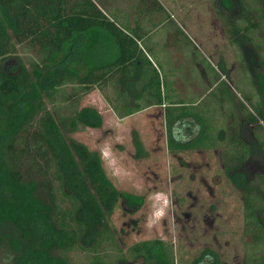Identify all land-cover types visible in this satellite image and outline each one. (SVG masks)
<instances>
[{"label":"trees","instance_id":"trees-1","mask_svg":"<svg viewBox=\"0 0 264 264\" xmlns=\"http://www.w3.org/2000/svg\"><path fill=\"white\" fill-rule=\"evenodd\" d=\"M137 1L146 6L143 17L151 12L171 19L156 0L152 3L155 7L147 6L148 0ZM236 1L238 14H228L233 12L232 0H222L218 6L219 11H224L221 16L227 37L241 56L243 42L257 46L264 64V42H257L258 29L264 25V0ZM102 4L101 0H0V99L19 98L17 109L8 114L11 129L0 133V249L8 264H58L59 258L70 264L68 256L59 252L66 230L72 232L76 245L91 254L103 252L110 256L113 250L119 251L113 236H109L113 204L119 197L143 204V196L116 188L105 174L97 151L68 137L80 125H103V115L97 108H79L82 97L94 85L112 88L121 117L143 110L150 102L171 101L170 95L162 92V79L151 59L134 37L110 21L102 9L106 5ZM92 27L103 31L99 45L81 52L78 48L83 43L79 38ZM18 46L24 52H34L35 58L25 60L17 55ZM67 46L76 47L78 57L86 59L85 73L73 72L67 65L62 69L50 67L48 61ZM72 54L67 53V58ZM13 56L14 63L10 61ZM203 58L205 66L218 75ZM138 61L145 62V67L136 79ZM29 63L40 70L37 80V71L31 70ZM135 79L145 85L141 90L126 92L123 84ZM45 98L52 109H48ZM246 98L253 100L254 111L243 105L241 112L247 123L255 125L253 132L264 154V127L258 119L264 121L263 101L257 93L255 97L246 93ZM175 100L183 103L179 95ZM26 105L30 107L25 109ZM170 109L169 124L181 108ZM3 113L0 107V118ZM199 119L203 121L201 132L189 148L218 147V140L205 136L208 126L201 115ZM237 124L233 123L229 131L232 143L226 152L227 159L241 164L253 148ZM228 171H233L232 167ZM260 177V181L256 178L240 186L244 230L251 238L246 242L243 264H264V175ZM232 180L236 177L232 176ZM156 245L138 244L134 252L143 254L148 264H175L174 246L162 241H156Z\"/></svg>","mask_w":264,"mask_h":264},{"label":"rangeland","instance_id":"rangeland-1","mask_svg":"<svg viewBox=\"0 0 264 264\" xmlns=\"http://www.w3.org/2000/svg\"><path fill=\"white\" fill-rule=\"evenodd\" d=\"M148 1L153 3L152 0ZM156 1L175 15L200 47V51L193 47L196 55L205 57L218 74L211 71V77L217 81V85L212 83L214 89L205 91L202 98L199 87L193 81L189 85L178 79L176 81L181 97L194 93L198 95L192 101L182 99L187 106L179 110L201 115L208 126L205 136L210 135V138L218 140L219 146L212 149L189 148L191 141L182 140L186 139L184 133L187 131L188 135L193 136L195 133L185 131L187 126L184 123L177 127L182 134L172 129L177 140L173 143V133L167 123L169 102L121 117L116 108L119 104L116 97H112L111 89L104 84L94 85L82 97L79 108H97L103 115V125H80L78 130L68 133V137L98 152L105 174L117 189L141 195L144 201L139 209L129 206L124 197H119L113 204L109 236H113L119 251L113 250L110 256L103 252L91 254L76 245L74 235L66 230L61 241L63 249L59 252L68 256L70 264H148L145 256L137 255L134 248L142 243L155 246L156 241H162L174 246L175 264H243L246 242L251 238L244 230V198L240 186L256 178L260 181V176L264 175V154L254 138L255 125L246 122L241 107L245 105L249 111H254L253 100L247 101L246 93L254 94V97L257 93L263 101L264 114L262 51L257 46L243 42L241 46L244 54L241 56L239 48L230 43L221 16L224 11L218 8L222 0ZM232 1L233 12L228 14H238L237 1ZM128 2L139 3L136 0ZM150 13L144 14V19L156 18L155 13ZM162 30L165 31L164 27ZM257 37V42H264V25L259 27ZM262 49L264 53V44ZM71 52L73 54L67 58V53L70 55ZM17 55L25 60L35 58L34 52H24L20 46ZM151 55L152 58L157 56ZM180 55H175L177 67L181 59H185ZM15 60L14 56L10 59L12 63ZM161 62L158 63L160 66L171 69V59ZM48 64L61 69L67 65L68 69L80 74L85 73L87 67V61L78 57L76 47L72 49L69 46L67 50L54 55ZM28 65L31 70L37 71L34 74L37 80L40 70L30 63ZM200 68L202 70V67H198L197 73L193 74L204 80L206 87L211 88L206 72L201 78ZM186 87L190 89L189 93L185 91ZM252 90L256 92L252 93ZM18 100L0 99V107L5 111L0 118V133L11 129L8 114L17 109ZM45 102L48 109H52L47 98ZM29 107L26 105L25 109ZM260 118L259 122L264 127V121ZM237 121L241 122L240 125ZM200 122L202 124L203 121ZM233 123L238 125L239 131L253 147L252 154L241 164L227 159L226 150L232 143L229 131L233 130ZM228 167H232L233 171L229 172ZM232 176L236 180H232ZM35 178L39 180L38 176ZM3 256L0 249V264H8ZM57 260L58 264H64L61 258Z\"/></svg>","mask_w":264,"mask_h":264},{"label":"crops","instance_id":"crops-1","mask_svg":"<svg viewBox=\"0 0 264 264\" xmlns=\"http://www.w3.org/2000/svg\"><path fill=\"white\" fill-rule=\"evenodd\" d=\"M102 6L104 4L106 5V9L101 8L105 11V13L110 18V21H113L117 28L124 31L127 35H130L134 37L135 40H137L139 46L146 52L148 57L153 62L154 66L158 69L160 73V77L162 79V92L165 94L170 95L171 101H168L166 99L163 100V103L156 104L154 102H150L149 106H160L164 105L166 102H169V109L170 107L176 106V107H184L187 105H184L183 103H180V101L175 100L178 95L179 98L190 100L193 97L197 98L198 96L196 93L194 94H188L185 98L181 97V93L179 88L177 87V79L184 82V84L189 85L190 82L196 83V86L199 87V95L200 98H202L205 91L213 90L215 85H217V81L214 82V79L211 77V70H209L208 66L206 67L204 64V59L200 58L201 55H196V52L193 50L194 46H198L195 39L184 29V26L174 17L175 15L169 11V9L163 5L165 11L170 15L171 19L166 18L164 15L156 14V18L149 17V20L144 19L143 15H141L142 12H144V8L146 6L144 4H129L128 0H101ZM137 1V0H136ZM153 1V0H152ZM100 3V2H99ZM149 7H153L154 5L150 2V5H147ZM155 7V6H154ZM158 18V19H157ZM164 27L165 31H161V28ZM181 28L183 32L186 34V36L191 40L187 39L184 34L181 33L179 30ZM161 32V33H160ZM163 32V33H162ZM103 35V31L100 30L98 27H92L90 30H87L85 33L81 34L80 40L83 45H79V50L82 52L87 48L95 49L96 46L99 45L101 36ZM152 41V42H151ZM197 48H200L199 46ZM199 50V49H198ZM200 51V50H199ZM114 52V50L111 51V53ZM159 55L155 56V58H152L151 54ZM176 53H180L182 58H185L184 60L181 59V64L177 67L176 66V60L175 55ZM190 55V56H189ZM154 57V56H153ZM189 57V58H188ZM167 58L171 59L172 65L171 69L166 67L160 66L158 63L162 64L161 61H167ZM86 60V59H84ZM186 60V61H185ZM187 62V63H186ZM164 65V64H163ZM136 79L140 77V75L143 74V70L145 67V62L142 63L141 61H138L136 65ZM194 67V68H192ZM202 67V70L200 68V76L201 78L204 77L203 73L206 72V75H208L207 80H209V85L211 88L206 87V85L203 83L204 80H201L199 77L195 76L197 73L196 68ZM191 68L193 69V74L191 72ZM189 72V73H188ZM191 74V75H187ZM190 76V77H185ZM135 80H132V82H126L123 84L125 91H136L141 90L142 85H145L144 81H140L139 83H136ZM211 81V82H210ZM211 83V84H210ZM212 83L215 84L212 86ZM108 86V85H106ZM111 89L110 86H108ZM185 91H190L188 87H186ZM206 94V93H205ZM204 94V95H205ZM199 98V99H200ZM196 101H199L195 99ZM133 102V100H132ZM135 106V104H132ZM142 111V110H141ZM140 112V111H138ZM171 113V109L170 112ZM168 113V114H169ZM193 116V117H189ZM200 115L197 114H187V111L184 112V110H178L176 112V116H174V119L172 122L174 123V129L176 130V133L182 134L178 130V125H181L182 123L187 126L184 130H188L190 132L195 133L194 136L196 137L199 135L202 129V124L199 121ZM223 121L226 122L224 119ZM200 122V125H199ZM199 125V126H198ZM173 131V130H172ZM175 131H173V137L172 140L173 143L176 140L175 137ZM184 136L186 140L189 137L188 132L184 133ZM183 144H181L182 146Z\"/></svg>","mask_w":264,"mask_h":264},{"label":"flooded vegetation","instance_id":"flooded-vegetation-1","mask_svg":"<svg viewBox=\"0 0 264 264\" xmlns=\"http://www.w3.org/2000/svg\"><path fill=\"white\" fill-rule=\"evenodd\" d=\"M168 123V122H167ZM170 128H169V130L171 131V133H173V131H172V129L174 128V123L173 122H171L169 125H168ZM253 134H254V132H253ZM254 138H255V140H256V137H255V135H254ZM197 139V137H196V135L195 136H193V135H189V137L187 138V142H190L191 141V143H193V141L194 140H196ZM221 136H219V141H221ZM246 140V139H245ZM253 148V147H252ZM192 149V148H191ZM197 149H204V148H197ZM209 149H212V148H209ZM127 201V200H126ZM128 202V205L129 206H131L133 209H139V208H141L142 207V205L143 204H139L138 202H132V203H130L129 201H127Z\"/></svg>","mask_w":264,"mask_h":264}]
</instances>
